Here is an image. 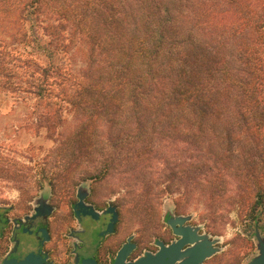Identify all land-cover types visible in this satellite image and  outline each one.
<instances>
[{"label": "trees", "instance_id": "obj_1", "mask_svg": "<svg viewBox=\"0 0 264 264\" xmlns=\"http://www.w3.org/2000/svg\"><path fill=\"white\" fill-rule=\"evenodd\" d=\"M234 6L0 0V81L44 106L38 121L55 157L84 160L75 182L126 175L137 208L177 196L183 210L198 193L258 185L264 174V60L226 31ZM69 53L83 64L76 73L61 64ZM245 192L258 222L264 187Z\"/></svg>", "mask_w": 264, "mask_h": 264}, {"label": "rangeland", "instance_id": "obj_2", "mask_svg": "<svg viewBox=\"0 0 264 264\" xmlns=\"http://www.w3.org/2000/svg\"><path fill=\"white\" fill-rule=\"evenodd\" d=\"M235 2L236 6L225 15L230 26L225 29L233 28L243 34L248 41L246 53L264 60V0ZM69 55L71 57H65L61 64L64 69L76 73L83 64L79 56ZM11 88L10 83L4 85V81H0V213L5 208L12 216V208L24 210L28 201L46 195L54 206L50 221L54 242H57L65 238L68 229L76 227L66 218L70 207L68 195L74 194L83 184L91 192L88 201L100 210L109 202L119 207L121 220L117 235L133 234L138 245L134 255L141 256L143 250L151 246L165 213L180 210L175 202L177 196L165 197L155 212L154 209L135 206L128 188L122 183L129 178L126 175L109 173L97 181L75 182L83 176L85 169L78 165L84 160L56 158L54 148L58 144L49 139L46 129L38 121L44 106L36 107L28 94ZM64 116L68 122L62 131L67 132L72 122L70 116ZM77 155L80 153H74L75 157ZM262 187L264 174L258 185L247 181L234 182L226 185V191L217 196L211 197L208 191L198 193L183 208L201 233L218 240V251L206 264H250L258 255L256 233L264 238V205L259 210V221H252L255 201L245 191ZM134 191L141 192L139 187Z\"/></svg>", "mask_w": 264, "mask_h": 264}, {"label": "flooded vegetation", "instance_id": "obj_3", "mask_svg": "<svg viewBox=\"0 0 264 264\" xmlns=\"http://www.w3.org/2000/svg\"><path fill=\"white\" fill-rule=\"evenodd\" d=\"M82 185L77 187L74 194L68 195L70 207L66 218L71 220L70 223H75L76 227L68 229L65 238L57 242H54L50 221L54 206L46 195L42 194L28 201L24 210L12 208L14 211L12 216L3 208L0 213V264L10 260L25 264H81L87 259L93 260L96 264H114L118 252L125 245L131 246L126 256V262L131 263L147 253H158L161 249L158 243L164 247L176 244L182 238L175 233V229L178 228L197 229L198 236H206L210 242L216 241L213 247L218 249V240L201 233L200 228L193 224L191 216L183 210H177L172 214L169 211L165 213L163 223L158 227V233L153 238L151 246L144 249L141 256L135 257L138 245L133 234L117 235V227L121 220L119 207L109 202L100 210L98 206L88 201L91 192ZM80 202L83 208H78ZM89 209L98 214L97 219L84 216L83 212ZM110 209H114L118 216L111 232L109 226L112 213H108ZM179 219L182 220L181 223L176 222ZM192 247L191 244L186 245L181 253L188 252ZM213 256L205 259L202 264H206ZM180 262L176 261L175 264Z\"/></svg>", "mask_w": 264, "mask_h": 264}, {"label": "water", "instance_id": "obj_4", "mask_svg": "<svg viewBox=\"0 0 264 264\" xmlns=\"http://www.w3.org/2000/svg\"><path fill=\"white\" fill-rule=\"evenodd\" d=\"M78 208H83L82 202L78 204ZM86 210V209H85ZM108 213H112V221L109 226V231L113 230V225L117 222L118 216L114 209H110ZM84 216H90L94 219L98 218V214L92 209L83 212ZM176 222L181 223L182 220H177ZM197 229H175V233L182 236L176 244L170 247H164L161 243L157 245L160 246V251L156 254L147 253L146 255L140 257L134 262H126V256L131 250L130 245H125L117 255L114 264H175L176 261H181L180 264H202L207 258H210L215 253L217 249L213 247L216 241H208L206 236H198L196 234ZM257 239V251L258 255L250 262V264H264V238H261L258 233H256ZM188 244L193 245V247L185 253H181V250ZM186 258L185 260H183ZM28 262L30 259L28 258ZM2 264H25L15 260L5 261ZM27 264V263H26ZM81 264H96L93 260L87 259L83 260Z\"/></svg>", "mask_w": 264, "mask_h": 264}]
</instances>
